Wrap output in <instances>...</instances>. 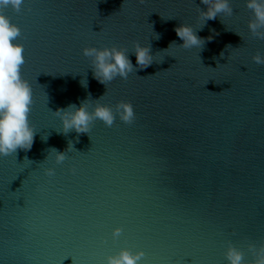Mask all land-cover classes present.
Listing matches in <instances>:
<instances>
[{"label": "water", "instance_id": "obj_1", "mask_svg": "<svg viewBox=\"0 0 264 264\" xmlns=\"http://www.w3.org/2000/svg\"><path fill=\"white\" fill-rule=\"evenodd\" d=\"M230 3L231 16L204 26L201 0H25L6 10L22 31L37 133L30 150L0 156V264H105L122 247L143 250L140 264H228L229 241L252 258L248 244L264 242V65L252 59L264 40L248 29L245 0ZM183 23L202 50L178 46ZM133 41L150 44L154 62L98 82L82 49L125 47L136 66ZM102 95L130 101L134 122L61 132L57 108ZM52 147L65 150L63 163Z\"/></svg>", "mask_w": 264, "mask_h": 264}, {"label": "clouds", "instance_id": "obj_2", "mask_svg": "<svg viewBox=\"0 0 264 264\" xmlns=\"http://www.w3.org/2000/svg\"><path fill=\"white\" fill-rule=\"evenodd\" d=\"M140 2L143 3V0ZM201 2L207 6V10H203L199 6L197 9L199 18L203 20V26L207 20H214L221 14L227 16L233 14L230 0H201ZM245 3L253 14L248 21L251 35L264 40V0H245ZM24 6L25 0H0V156L16 154L18 149L30 150L37 133L29 119L33 105L32 87L21 74L22 66L25 64L24 46L20 42L22 31L20 26L13 23L10 16L6 14V10L9 8L19 13ZM28 10L31 11L30 8ZM174 30L183 41L178 45L179 47L203 49L205 39L197 35L191 24H180ZM157 39H159L158 34ZM174 43L175 41L171 42L169 47ZM229 47L232 46L227 45V48ZM82 52L85 57L91 58V70L94 78L105 86L117 77L126 80L130 73L137 71V67L144 69L154 62L151 45L145 46L139 41H133L132 53L136 57V66L133 65L125 47L116 45L102 48L85 46ZM221 56H223V52H221ZM252 59L256 64L264 65V55L259 52L254 54ZM103 96L89 100L91 97L89 93L88 99L81 101L79 106L69 104L65 108H57L54 114L62 122L61 132L67 135L74 130L77 134H88L96 120L111 127L117 117L125 124L134 122L136 113L130 101L121 100L115 105H110L101 103ZM90 104L92 105L91 109L89 108ZM69 144L73 146L71 140L68 141V146ZM49 150L48 155L54 153L55 163L61 164L65 161V150L60 151L54 147ZM44 171L49 177L55 175L53 167L45 168ZM73 171L75 170L73 169ZM122 232L121 227L114 228L113 239H118ZM248 251L251 254V259H246L244 251L229 241L224 255L228 264H264V242L259 245L249 243ZM144 255L143 250L133 251L128 247H122L115 254L108 255L105 264H140Z\"/></svg>", "mask_w": 264, "mask_h": 264}]
</instances>
